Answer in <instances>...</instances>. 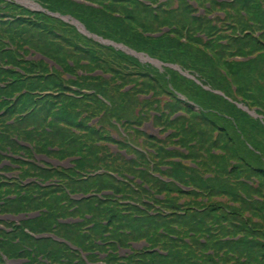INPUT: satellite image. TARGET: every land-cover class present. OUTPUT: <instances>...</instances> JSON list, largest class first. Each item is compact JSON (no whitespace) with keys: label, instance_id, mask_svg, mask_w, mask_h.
<instances>
[{"label":"trees","instance_id":"16d2710c","mask_svg":"<svg viewBox=\"0 0 264 264\" xmlns=\"http://www.w3.org/2000/svg\"><path fill=\"white\" fill-rule=\"evenodd\" d=\"M35 1L201 84L0 0V164L20 178L0 176V213L41 212L0 230V252L51 264H264V121L236 104L264 116V0Z\"/></svg>","mask_w":264,"mask_h":264},{"label":"water","instance_id":"95a60500","mask_svg":"<svg viewBox=\"0 0 264 264\" xmlns=\"http://www.w3.org/2000/svg\"><path fill=\"white\" fill-rule=\"evenodd\" d=\"M73 21L75 22V24H77L78 26H82L84 27L81 23H79L78 21H76L75 19H73ZM87 32V31H86ZM88 33V32H87ZM93 37H95L97 40L101 41V42H104L101 38L95 36V35H92ZM124 50H128L129 52L131 51L130 49L126 48V47H123ZM132 52V51H131ZM132 54H135L134 52H132Z\"/></svg>","mask_w":264,"mask_h":264},{"label":"bare ground","instance_id":"6f19581e","mask_svg":"<svg viewBox=\"0 0 264 264\" xmlns=\"http://www.w3.org/2000/svg\"><path fill=\"white\" fill-rule=\"evenodd\" d=\"M29 6H31V7H33L34 5H32V4H28Z\"/></svg>","mask_w":264,"mask_h":264}]
</instances>
